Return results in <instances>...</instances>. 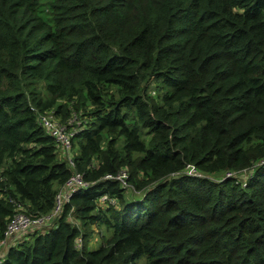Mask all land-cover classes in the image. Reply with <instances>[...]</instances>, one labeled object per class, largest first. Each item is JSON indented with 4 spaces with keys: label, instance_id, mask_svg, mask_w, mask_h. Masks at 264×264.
Listing matches in <instances>:
<instances>
[{
    "label": "trees",
    "instance_id": "trees-1",
    "mask_svg": "<svg viewBox=\"0 0 264 264\" xmlns=\"http://www.w3.org/2000/svg\"><path fill=\"white\" fill-rule=\"evenodd\" d=\"M33 109L90 185L0 264H264V0H0V239L72 174Z\"/></svg>",
    "mask_w": 264,
    "mask_h": 264
},
{
    "label": "built area",
    "instance_id": "built-area-1",
    "mask_svg": "<svg viewBox=\"0 0 264 264\" xmlns=\"http://www.w3.org/2000/svg\"><path fill=\"white\" fill-rule=\"evenodd\" d=\"M33 110L38 125L54 139L60 157L66 161L68 167L72 170V174L58 189L55 195L54 205L49 213L39 216H31L21 211L22 207L17 204L18 210L8 220L3 237L0 239V250L3 247L8 249L27 234L43 232L44 230L55 227L57 218L62 214L64 205L69 202L72 194L80 189L87 188L90 185L89 182L83 179L82 174L75 170L71 139L75 132L74 127L72 126L74 120L68 119L66 122H61L59 118L54 115L52 110L44 112L38 111L37 109ZM183 172L193 176H202V174L192 165H187ZM126 177L127 174L125 170H121L113 176L105 175V178H112L119 181L122 187L126 189L131 188L126 181ZM97 202L101 204L105 202L115 204L116 199L104 194L98 198ZM68 218L70 222H72L70 214H68ZM76 247H81L80 238H77Z\"/></svg>",
    "mask_w": 264,
    "mask_h": 264
},
{
    "label": "rangeland",
    "instance_id": "rangeland-1",
    "mask_svg": "<svg viewBox=\"0 0 264 264\" xmlns=\"http://www.w3.org/2000/svg\"><path fill=\"white\" fill-rule=\"evenodd\" d=\"M148 92L150 93V95L152 96H155L156 95V90H154L153 88V85H151V87L148 89ZM59 154V153H58ZM60 157V155H59ZM246 173H244L243 175H245ZM213 178L217 179L219 177L217 176H212ZM240 178H243L242 175H240ZM131 192V190H129V193ZM128 193V194H129ZM138 196L140 194H138L137 192L133 193V195ZM92 230L91 233L87 232L89 234V236L87 237V244L89 246V249H93V248H96L100 242H101V235H105V236H108L109 233L106 231V229L104 228V226H91L89 227V230ZM21 236H24V235H21ZM31 236V235H30ZM20 237V236H19ZM32 237V236H31ZM30 237V238H31ZM30 238H28L27 240H29ZM31 240V239H30ZM18 242H15V244H17ZM14 244V245H15ZM82 245V244H81ZM6 248L3 247L0 251V261L3 259L4 255H5V252H6ZM137 264H144V257H141L138 261H137Z\"/></svg>",
    "mask_w": 264,
    "mask_h": 264
}]
</instances>
